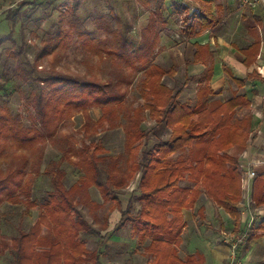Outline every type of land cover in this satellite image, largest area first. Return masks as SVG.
<instances>
[{"label": "rangeland", "instance_id": "374dc122", "mask_svg": "<svg viewBox=\"0 0 264 264\" xmlns=\"http://www.w3.org/2000/svg\"><path fill=\"white\" fill-rule=\"evenodd\" d=\"M191 6L193 2L190 0H0V107L5 106L13 116L19 115L23 127L30 130L25 132L23 140L16 141L0 130V188L3 189L0 192V264H13V254L7 245L12 237L28 231L39 215L53 190L49 171L55 166L64 171L66 188L79 185L75 192L79 201L77 211L90 226L88 230L80 228L79 240L88 251L93 252L98 250L102 236L104 238L100 248L101 264H147L151 259V255L145 252L151 238L141 240L120 212L127 210L129 215L138 216L143 209L139 173L127 186L118 190L120 211L111 209L115 204L113 200H104L95 186H85L84 151L85 147L100 143L104 156L114 158L111 162H115L120 170L116 176L119 179L129 176L131 165L142 160V152L151 151L159 141H168L170 129L156 125L145 110L142 128L149 132V137L139 151L128 152L123 131L124 115L148 102L142 90V79L144 70L151 63L165 69L173 68L174 75L164 76L161 82L173 94L179 93L177 103L194 105L197 91L201 88L197 81L206 68L193 66L194 51L183 44V20L196 12ZM57 30L66 38L48 56L37 61L36 82L16 77L19 71L13 69L15 62L10 58L9 51L12 53L22 46L21 60L25 58L32 66L43 47L42 41L47 36H53ZM118 35L120 38L124 36L135 48L140 44L150 48L147 61H134L131 66L127 59L116 55ZM211 53L214 76L218 73L214 64L223 63L225 56L219 52ZM47 75L95 80L103 84L111 97L116 99L115 103L104 105L112 107L111 114L106 116L107 122H98L103 114L99 105L88 103L83 106L77 100L67 105V100H62L53 111L55 105H51L45 129L37 122L36 127L31 128L32 122L27 116L35 113L26 98H33L31 90H35L36 94L40 91L44 99L49 98L52 82H42ZM10 78H15L18 90L11 97H4L1 85ZM233 79L237 78L230 75L227 90L233 91L229 94L231 97L226 93V85L225 88L211 89L208 108L227 104L234 96L241 95L242 86L235 84ZM59 96L62 93L54 94V100ZM250 109V103L243 102L227 120L228 126L238 127L236 134L222 130L216 135V140L229 138L223 153L234 159V164L227 166L235 169L241 178L247 170L242 154L251 138L253 121ZM113 110L116 113H112ZM242 123L245 124L240 127ZM188 149L191 147L179 150L171 160H186ZM189 173H184L178 186L198 191V196L191 208L182 209L177 216L180 232L177 257L184 261L189 255L201 256L205 264V248L210 250L205 241L213 239L215 244L228 248L229 262L231 244L241 232L236 231L235 220L207 196L192 176L188 177ZM105 175L103 173V177ZM237 209L247 214L244 226L242 224L243 232L251 223V218L253 224L264 219V206L257 207L251 203L247 207L242 199ZM184 211L190 212L187 220L184 219ZM254 240L246 238L245 243L235 250V263L245 251L252 249L254 258L249 264H264V240L251 245Z\"/></svg>", "mask_w": 264, "mask_h": 264}, {"label": "trees", "instance_id": "16d2710c", "mask_svg": "<svg viewBox=\"0 0 264 264\" xmlns=\"http://www.w3.org/2000/svg\"><path fill=\"white\" fill-rule=\"evenodd\" d=\"M183 23L184 34L187 36H194L212 28L215 17L212 15L210 4H203L198 14L192 13L185 17ZM65 38L66 35L59 30L53 36H47L42 41L43 47L36 55L32 66L25 58L21 60L24 51L22 46L12 53L9 51L10 58L15 62L13 69L19 71L16 77L23 81L36 82L34 75L37 72V61L48 56ZM116 46L118 51L116 55L127 59L131 66V62L134 61H147L151 50L144 44L135 48L124 36L120 38L119 35L116 36ZM194 48L192 63L206 67L204 75L197 81L201 88L197 91L194 105L177 103L176 97L179 93L173 94L172 90L161 82L164 76L174 75L173 68L165 69L151 63L144 70L142 79V90L148 97V102L143 107H137L124 115L123 131L128 152L139 151L149 137V132L142 128L145 110L156 125L170 129L168 141H159L151 151L142 152V160L131 165L129 176L119 179H116V176L120 170L115 162H111L114 158L104 156L105 151L100 143L91 144L85 147L84 151L87 184L85 186H95L104 200H113L115 204L110 207L111 209L120 211L118 190L127 186L139 173L143 209L138 216L129 215L127 210L120 212L135 228L141 240L151 238L150 244L145 248V252L151 255L147 264H203L201 256L189 255L184 261H180L176 254V247L180 244L177 216L182 209L191 208L198 196V191H189L178 186L185 172L189 171L188 177L192 176L193 181L199 184L207 196L235 220L236 231L243 232L241 213L237 209V205L243 199L241 177L235 169L227 166L235 162L223 153L228 146L226 141L229 138L226 137L224 141L216 140V135L221 134L222 130L231 135L236 134L238 127L228 126L227 120L231 119L234 109L247 100L244 96L237 95L227 104L208 108V98L212 93L210 82L214 74L212 51L207 45L195 44ZM258 48L259 42H255L247 49L244 54L245 63L251 64L255 60ZM253 75L250 74L249 77L252 78ZM50 76L47 75L42 80L45 83L52 82L53 85L48 93V99H44L40 91L39 94L34 93L35 90H31L34 94L32 99L30 96L26 98L35 113L34 115L29 113L27 116L32 122L31 128L34 129L37 122L45 129L49 122L48 113L51 105H55L52 107L53 111L62 100H67V105H71L74 100L83 106L88 103L99 105L103 114L98 122L99 124L107 122L106 116L111 114L112 107L104 105L115 103L116 99L111 97V93L106 91L103 84L95 80H80L69 76ZM236 83L242 86L244 81L236 80ZM1 89L4 97H11L18 90L15 78L6 79ZM58 92L62 93V96L54 100L53 95ZM112 113L116 111L113 110ZM244 124L242 123L240 127ZM0 130L6 132L7 137L13 141L23 140L25 132L30 131L23 127L21 117L13 116L5 106L0 107ZM186 147H191L188 149L189 155L186 160H171L179 150ZM103 173L106 174L104 177ZM49 174L53 190L49 193L42 210L28 231L12 237L7 245L13 254V264H101L100 248L103 236L98 242V250L93 252L88 251L79 240L80 228L90 229L77 211L79 201L75 197V192L79 185L73 184L66 188L63 182L64 171L59 166L53 167ZM1 191L3 189L0 188ZM251 197L255 206H264V174H256L254 177ZM245 231L248 240L264 237V219Z\"/></svg>", "mask_w": 264, "mask_h": 264}, {"label": "crops", "instance_id": "0c3cea01", "mask_svg": "<svg viewBox=\"0 0 264 264\" xmlns=\"http://www.w3.org/2000/svg\"><path fill=\"white\" fill-rule=\"evenodd\" d=\"M190 1L193 2L191 7L196 9L195 14H198L201 9L199 7H202L203 4H210L215 23L212 28L200 34L185 35L182 38L184 40L183 44L187 45L191 51H195V44L207 45L210 51L219 52L225 56L223 63L221 61L219 64H214L215 72L218 73H215L211 79L210 86L212 90L223 86L225 88V85L227 87L230 83V75L237 78L233 79L235 84L236 80L244 81L239 93L246 97L250 103L253 123L251 138L242 157L247 166L250 164L251 169L255 168L257 174L262 175L264 174V0H257L258 2L253 6L244 5L240 0ZM190 10L194 11L193 9ZM255 42H259L257 56L251 64H247L245 63L244 54ZM193 66L206 68L201 64H193ZM250 74H254V77L250 78ZM228 88L229 86L226 90ZM226 93L229 95L233 91L227 90ZM229 97L231 96L229 95ZM263 212L264 210H262V214ZM189 214L190 212H183L185 220L188 219ZM246 215L245 212L241 213V227L242 224L244 226L247 219ZM212 240L205 241L210 245L209 251L205 248V264H229L228 248L222 244H215ZM260 240H264V238L252 241L251 245H255V242ZM252 253L253 250L248 249L235 264H249V261L253 260L252 257L254 258Z\"/></svg>", "mask_w": 264, "mask_h": 264}, {"label": "built area", "instance_id": "2783aa9c", "mask_svg": "<svg viewBox=\"0 0 264 264\" xmlns=\"http://www.w3.org/2000/svg\"><path fill=\"white\" fill-rule=\"evenodd\" d=\"M244 5H255L258 1L256 0H240ZM256 176V173L253 169H251L250 164L247 166V170L244 171L243 177L241 178V188L243 191V200L246 201L247 207L250 206L252 203V197H251V188H252V181L254 177ZM253 218H251V223L247 225V229L251 227L253 224L252 222ZM254 221V220H253ZM247 238L246 231L241 232L236 238L233 239V243L231 244L232 251L230 252V261L229 264H235L236 259V249L239 248V246L243 243H245Z\"/></svg>", "mask_w": 264, "mask_h": 264}]
</instances>
